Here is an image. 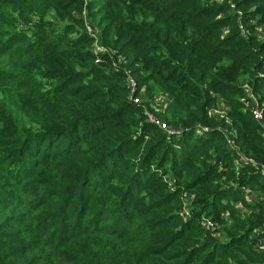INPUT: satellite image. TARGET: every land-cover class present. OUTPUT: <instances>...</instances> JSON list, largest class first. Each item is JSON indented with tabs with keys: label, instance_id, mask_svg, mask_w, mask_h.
I'll use <instances>...</instances> for the list:
<instances>
[{
	"label": "trees",
	"instance_id": "1",
	"mask_svg": "<svg viewBox=\"0 0 264 264\" xmlns=\"http://www.w3.org/2000/svg\"><path fill=\"white\" fill-rule=\"evenodd\" d=\"M262 171L264 0H0V264H264Z\"/></svg>",
	"mask_w": 264,
	"mask_h": 264
},
{
	"label": "rangeland",
	"instance_id": "2",
	"mask_svg": "<svg viewBox=\"0 0 264 264\" xmlns=\"http://www.w3.org/2000/svg\"><path fill=\"white\" fill-rule=\"evenodd\" d=\"M84 1H85V5H86V3H88L90 0H84ZM81 17H83L84 21L86 22L85 25L87 26L88 33H90L93 37H96V40H95V44H96V42L98 41L97 39L99 38L97 36V33H99L98 26H97L98 25V18H95V17H92V16H88V14L86 12L84 13V15L82 14ZM53 19H55V14L54 13L49 16L48 21H50V22L55 21ZM35 20H36V18H34L31 22L27 23V25H23L22 28H26V27L30 28V27H33L34 26V23L36 22ZM65 22L67 23V21H65ZM43 23L44 22H42L41 24L43 25ZM98 45L99 44L97 43L94 46L95 47L96 46L98 47ZM98 49H99V47H98ZM134 85L135 84L132 83V87ZM133 89H134V87H133ZM144 103L145 104H152L153 107H151V109H149V110H150V112H155L156 109L157 108H160V107H164L163 109H166L167 106H168V103H170V99H169V97L167 95L162 94L161 96L155 98L154 101H153V99H144ZM218 107H219V109H220L221 112L220 113H217V114L214 113V117H218L219 115H220L219 117H221L222 115L225 114V112H224L225 107L222 105V103H220ZM211 109L213 110L214 108H211ZM219 109H214V110L218 111ZM146 113H149V111H146ZM160 120L163 121V122H165L168 125L167 121H165V119L163 117H161ZM191 199H192V197L188 201L191 202Z\"/></svg>",
	"mask_w": 264,
	"mask_h": 264
},
{
	"label": "built area",
	"instance_id": "3",
	"mask_svg": "<svg viewBox=\"0 0 264 264\" xmlns=\"http://www.w3.org/2000/svg\"><path fill=\"white\" fill-rule=\"evenodd\" d=\"M131 86H132V82L130 83ZM134 84V83H133ZM135 103H139L140 101L138 99H135L134 100ZM212 113L214 114H217V113H220V111H216V110H213ZM252 114H253V117L257 120H261L262 119V114H261V111L258 110L256 107L252 109ZM149 120L154 123L156 126H158L161 130L165 131L166 133L168 134H172L174 133L170 128L169 126L161 121L160 119H157L155 120V118L152 116V115H149ZM204 131H207V129H203ZM262 175L264 177V172L262 171ZM247 195H248V192H246ZM250 196V194L248 195V197ZM251 197V196H250ZM186 198H189L186 196ZM185 215L188 216V213L185 212ZM204 227L207 229V230H215L216 226L210 221V220H204V223H203Z\"/></svg>",
	"mask_w": 264,
	"mask_h": 264
}]
</instances>
